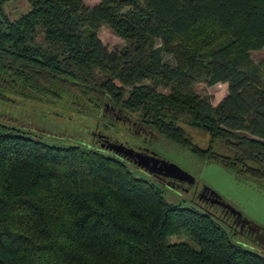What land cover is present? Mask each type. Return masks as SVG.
Wrapping results in <instances>:
<instances>
[{
    "label": "trees",
    "instance_id": "1",
    "mask_svg": "<svg viewBox=\"0 0 264 264\" xmlns=\"http://www.w3.org/2000/svg\"><path fill=\"white\" fill-rule=\"evenodd\" d=\"M26 1L12 14L0 0V100H44L121 143L141 144L132 130L144 126L264 183V72L251 57L264 48V0ZM104 25L128 44L106 46ZM200 82L227 83L228 95L214 106ZM24 131L0 122V264H264L216 207L168 202L131 166L178 186L98 139L57 145Z\"/></svg>",
    "mask_w": 264,
    "mask_h": 264
},
{
    "label": "rangeland",
    "instance_id": "2",
    "mask_svg": "<svg viewBox=\"0 0 264 264\" xmlns=\"http://www.w3.org/2000/svg\"><path fill=\"white\" fill-rule=\"evenodd\" d=\"M86 4L89 6L97 5L100 0H85ZM9 11L14 14L21 12L23 10L30 9V4L26 0H11L8 4ZM15 16V15H13ZM98 35L103 43L110 49H119L128 44L124 38L118 36L108 25H104L100 28ZM252 59L260 64L264 72V48L260 50L251 51ZM159 90L165 93H170V91L162 86ZM195 90L202 97H207L212 102L214 106L219 105L224 98L228 95V84L218 83L216 85L210 86L205 82H200L195 85ZM14 101L0 100V122L13 126L19 129L25 130L24 132L40 137L41 139L51 142L57 145H68V144H83L90 146H98L97 141L92 137L91 132L101 131L100 129H93L92 124H87L80 117H72L67 114L61 113L58 107L51 105L44 100L38 99H25L13 95ZM125 114V113H124ZM135 119H140L138 114L132 115ZM91 129V131L87 128ZM122 126V124H120ZM124 127V124H123ZM189 133L194 137L196 141L200 143L203 147L207 146L210 138L202 131H196L191 127H186ZM139 128H134L132 134L135 136ZM115 132V131H110ZM107 133L108 135H111ZM111 138L116 140L113 135ZM119 137V136H117ZM124 140L129 139L131 146L136 144L134 138H123ZM121 142V141H120ZM123 142V141H122ZM222 143H220L216 150L224 153H231V151ZM131 169L136 176L152 180L156 182L163 190L164 197L166 200L174 205H179L182 207L197 206L201 202L200 191H196L194 188H189L188 186L180 189H174L167 185L156 181L147 172L142 171L136 166H131ZM170 242L188 241L190 238L187 236L173 235L169 238ZM192 242V241H191Z\"/></svg>",
    "mask_w": 264,
    "mask_h": 264
},
{
    "label": "flooded vegetation",
    "instance_id": "3",
    "mask_svg": "<svg viewBox=\"0 0 264 264\" xmlns=\"http://www.w3.org/2000/svg\"><path fill=\"white\" fill-rule=\"evenodd\" d=\"M117 115V114H116ZM117 118H120L117 116ZM139 130L137 134L139 136H142V142L141 144H135L134 146H131L129 143H124L127 146L133 147L137 150L143 151L144 153H147L149 155H155L157 158L161 160L171 161L169 159V155L173 154L175 156L183 155L186 159H188V162H185L191 169H193V174L196 178V182L193 185L188 184L187 182H179L178 180H174L171 178H166L161 175H156L158 178L168 181L174 186H178L179 188H184L188 186L189 188H194L196 191L201 192L200 199L201 201L212 207H216L218 211L222 214V219L226 222V224L245 238H247L249 241L254 242L261 247L264 248V244L260 243V239L264 237V222H260L254 220L251 216H249L245 212V207L243 206L242 202H238L235 199L232 198L231 192L232 191H239L240 193H257V195L260 197L258 200L261 201L263 204L262 207H259L258 210H262V214H258V218H263L264 221V183L263 182H257L255 180H252L250 178H247L245 176H238V174L235 173L236 177L235 180L232 182L231 190H228L226 197H220L216 193L213 192V189L208 186V184L201 179L200 174L205 165H208V160H204L202 157L197 155L196 153H193L190 150L185 149L181 145L178 144H172L169 143L166 139L159 138L157 135H155L151 130H148L144 126H139ZM103 133H97L96 138L98 139V142L100 146H102L103 142L105 141V137L109 138L108 136H103ZM100 137V138H99ZM110 141H114L112 139H109ZM119 142V141H115ZM121 143V142H120ZM188 152H192L193 154H188ZM200 157L202 161L198 159ZM252 182L255 183V186L252 185ZM251 188V190H250ZM223 202H226L227 204H231L235 206L238 210L242 211V214H238L235 211H233L228 206H225ZM259 202V204H261Z\"/></svg>",
    "mask_w": 264,
    "mask_h": 264
},
{
    "label": "water",
    "instance_id": "4",
    "mask_svg": "<svg viewBox=\"0 0 264 264\" xmlns=\"http://www.w3.org/2000/svg\"><path fill=\"white\" fill-rule=\"evenodd\" d=\"M104 139L105 141L103 142L102 147H106L107 149L132 160L136 165L152 174L178 180L182 183L187 182L190 185H193L196 182L193 169L185 164V162H188L189 160L183 155L175 156L170 154L168 157L171 161L161 160L155 155H149L143 151L127 146L124 143L110 141L107 137ZM188 154L193 153L188 152ZM198 159L202 161L200 157H198ZM200 177L208 184L209 187L213 189L214 193L220 197L228 198L229 196H227V191L231 190L232 182L235 180L236 175L235 173L227 170L225 167L211 162L203 167ZM252 185L255 186V183L252 182ZM255 192L256 191H254V193H240L239 191H232L231 195L236 201L242 202L245 207V212L249 216H251L254 220L257 219V221L259 220L263 223V218L257 217L258 214L263 213L262 210H258L259 207L263 206V203L259 201L261 202V204H259L258 200L260 197ZM201 195L202 194H200V196ZM223 204L231 208L236 213L242 214V211L238 210L235 206L227 204L226 202H223ZM259 241L264 244V237Z\"/></svg>",
    "mask_w": 264,
    "mask_h": 264
}]
</instances>
